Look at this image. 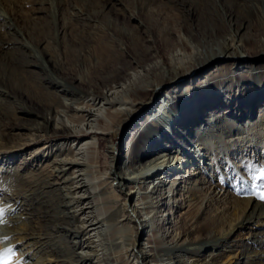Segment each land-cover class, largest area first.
<instances>
[{"label": "bare ground", "instance_id": "6f19581e", "mask_svg": "<svg viewBox=\"0 0 264 264\" xmlns=\"http://www.w3.org/2000/svg\"><path fill=\"white\" fill-rule=\"evenodd\" d=\"M108 1L107 7L122 11L120 2ZM127 7L139 11L134 16L144 20L147 41L152 45L143 44L141 35L128 28L121 31L122 43L102 38V31L98 32L101 39L94 44L103 51L97 59L99 64L97 68L86 64L84 69L89 73L78 79L87 89L69 85L57 76L54 71L59 65L53 56L44 57L26 40L15 42L14 50L23 55L26 52V58H30L24 66L46 75L42 89L50 107L45 116L35 114L31 128L17 129L32 134L20 147H35L30 160L48 157L57 147V159L51 162L63 184L37 178L38 169L26 177L15 169L2 173L3 167L0 168V174H4L0 175V190L7 192L2 197L7 204L1 208L0 239L11 246L12 237L19 234L18 239L24 242L21 255L37 264H209L231 251L220 246L224 239L246 232L248 236L234 245L242 254L234 264H261L264 250L258 249L264 248V200L259 194L264 191L245 192L235 199L236 206L247 203L250 210L230 221L227 231H213L218 228L216 220L205 224L196 221L191 227L204 235L198 237L199 246L173 245L164 250L140 243L142 225H133V212L139 209L142 188L128 184L139 186L143 179L154 184L158 171L171 174L173 169L168 166L175 161V155L183 156L186 164L195 165L194 156L190 160L189 153L205 140H216L219 135L226 139L243 135L246 125L255 130L264 128V0H132ZM8 16L0 8V21L10 32L15 27L13 18ZM85 16L79 14V18ZM46 43L49 49L58 46L56 39ZM87 54L90 57V51L86 57ZM130 55L133 62L128 60ZM102 58L109 63L100 62ZM249 59L252 62H245ZM105 67L111 69L102 75ZM200 72L203 73L194 76ZM189 77L194 78L183 85L182 81ZM168 87L171 89L161 106L142 118ZM183 88L185 91H179ZM4 95L8 93L0 87V97ZM209 110L216 113L212 115ZM29 115L34 112L29 111ZM130 126L134 127L130 138L118 146L111 135L124 138L127 135L122 131ZM59 135L66 138L62 142L48 141ZM107 138L111 139V172L101 173L100 142ZM40 141L45 142L43 146ZM204 150L207 153L203 156L208 160L210 149ZM203 169L199 167L192 175H202ZM36 180L43 183L45 194L53 195L51 207L43 216L49 232L44 236L20 229L27 219L23 200L8 203L12 189L35 184ZM123 187L127 189L126 198L120 199L114 193ZM197 192H190L189 201L197 200ZM159 213L160 208L148 226L150 239L158 242L169 235L156 238L159 226L168 221L161 220ZM145 214L149 218V211ZM178 224L174 226L176 232ZM171 230L167 231L169 238L174 234ZM44 243L61 248L55 262L48 260L50 256L39 258L37 245ZM209 249L214 252L204 262Z\"/></svg>", "mask_w": 264, "mask_h": 264}, {"label": "rangeland", "instance_id": "374dc122", "mask_svg": "<svg viewBox=\"0 0 264 264\" xmlns=\"http://www.w3.org/2000/svg\"><path fill=\"white\" fill-rule=\"evenodd\" d=\"M104 1L0 0L2 12L13 18V26L15 27L13 31L9 32L0 21V87L8 93V95L0 97L2 100L0 104V168L3 167L2 173L6 169L9 171L15 169L28 177L38 169L39 173H35L37 178H45L54 183L63 184V181L57 179L54 164L51 162L57 159V147L53 148L48 157H40L37 160L29 159L35 147L29 146L24 150H22L23 147H20L21 144L29 140L32 134H29L28 131L20 133L17 129L21 127L31 128L35 121V114L45 116L50 107L45 103L48 98L44 96L45 92L42 89L46 84V75L39 70L33 71L30 67L24 66V63L30 58L29 56L26 58V52L23 55L18 50H14L15 42L26 40L33 48L38 49L44 57L53 56L59 65V68L54 71L56 75L66 80L67 84L81 89H87L85 85L78 82L80 77L86 78L87 73H89L87 69L85 71L84 66L92 64L97 68L99 64L97 59H99L100 54H103L102 49L94 44L101 37L122 43L121 31L124 32L125 28H128L130 32H138L141 35L144 39L143 44L152 45L147 41L149 34L146 32L147 26L144 24V20L140 16H134L139 11L127 7V2L132 0H117L121 4L119 8L122 11H115L110 6L107 7L109 1ZM80 11L86 14L85 19L79 18V14H82ZM101 31L102 36L99 37L97 34ZM51 39L58 41V46L55 47L60 51L57 52L56 48L49 49L46 42ZM87 51H90V57L88 54L86 57ZM55 54L59 56H55ZM102 59L104 60H100V62H104L105 65L109 63L107 58L106 60L105 58ZM128 60L133 62L134 57L130 55ZM245 62L250 63L252 59ZM110 69H104L101 74L106 75ZM202 73L194 76H199ZM193 78L189 77L182 81V84L191 82ZM169 89L171 87L164 89V94L156 98V101L142 114V118L146 117L157 106H161L160 104L164 101L163 98ZM179 91H185V88ZM21 107L27 110L21 111ZM29 111L34 112V115H29ZM208 112L214 115L216 110H209ZM133 126L122 131V134L124 132V135L126 134L128 137L122 138L120 136L116 139L111 135L118 146L123 143L125 145L130 138L129 133L134 128ZM219 137L216 140L206 138L208 141H203L202 146L193 148V151L189 153V158L193 160L194 156L195 165L186 164L187 160H183V156L175 155V161L168 166V168L173 169L171 174L167 175L166 171H158L154 177V184L151 183L152 180L145 181L144 179L140 181L139 186L132 183L128 184V187L134 185L137 187L136 189L142 188L140 191L141 199L138 202L140 204L139 209L133 212L136 222L133 225H142L140 243H150V245L158 246L164 250H168L173 245L187 247L192 244L193 247H197L200 245L198 237L203 234L194 232V227H191L196 221L205 224L208 220H216V222L218 221V228L215 227L212 230L223 233L229 229V222L236 220V216L247 215L250 206L247 203L236 206L235 199L245 192L264 191V177H261V173L264 172V128L255 130L246 125L243 135L231 139H226L221 135ZM64 138H66L65 135H59L51 137L48 141L62 142ZM110 140L107 138L100 142L101 173L111 172V160L108 151ZM44 143V141H40V145L43 146ZM207 147L210 149V156L208 160H205L203 155L207 153V150L204 148L207 149ZM123 154L125 155V149ZM201 166L204 168L202 175L193 176L194 171ZM175 167H178L179 170L177 171ZM151 171L154 172L155 169ZM0 175L3 176L4 174ZM256 177L261 178L257 179ZM42 188L43 183L36 180L35 184L34 182L32 185L26 183L25 187L12 189L9 192L12 197L8 203L17 199L24 201L23 207L26 209L24 213L27 219L20 226V229L25 231L24 233L33 232L39 236L49 234L48 225L43 220V216L51 207L53 195L45 194ZM120 189H122L121 192L119 188H116L117 192L114 194L120 199H125L127 189L125 187ZM46 191H50V189H46ZM191 191H198L196 201H189ZM2 192L0 190V209L2 205L7 204V202L2 201L3 195L6 196L7 192L4 194ZM142 198L146 199L142 201ZM121 202L124 203L122 200ZM129 204L131 205V202ZM158 208H160L159 218L168 221L166 225L159 226L156 238L163 234H169L168 238H164L160 242L155 238L150 239V228L148 230V226L151 225L149 221ZM148 211L150 213L149 218L145 214ZM176 224H178L177 232L174 228ZM262 228L259 231H262ZM171 229H173L174 234L169 238ZM169 230L170 232H167ZM247 236L248 233L246 232H237L235 235L224 239L220 246L222 249L231 251L218 259L210 260L209 264H234L237 262L238 259L242 258V254L234 245L243 241ZM18 237L19 234L12 237L14 241L11 246L0 239V264H37L35 260L21 255L24 251V242ZM37 246L40 248L39 258L43 259L50 256L48 260L52 262H55V258L61 252L60 247L55 245L50 247L48 243ZM263 250L264 248L260 247L258 252ZM213 252L214 249H209L205 253L203 261L211 259ZM258 261L256 260V262Z\"/></svg>", "mask_w": 264, "mask_h": 264}, {"label": "snow or ice", "instance_id": "6c2138e0", "mask_svg": "<svg viewBox=\"0 0 264 264\" xmlns=\"http://www.w3.org/2000/svg\"><path fill=\"white\" fill-rule=\"evenodd\" d=\"M261 177H264V172L261 173ZM261 177H256V178L259 179ZM259 196L261 200H264V193H260ZM0 215H2V209H0Z\"/></svg>", "mask_w": 264, "mask_h": 264}]
</instances>
